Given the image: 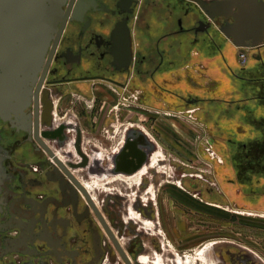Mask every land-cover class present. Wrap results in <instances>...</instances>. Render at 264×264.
I'll list each match as a JSON object with an SVG mask.
<instances>
[{
    "label": "flooded vegetation",
    "instance_id": "1",
    "mask_svg": "<svg viewBox=\"0 0 264 264\" xmlns=\"http://www.w3.org/2000/svg\"><path fill=\"white\" fill-rule=\"evenodd\" d=\"M64 9L72 19L32 87L29 102L20 111H12L7 103L1 105L5 108L0 113V264H188L196 248L201 249L197 260L203 264L209 246L190 242L176 213L162 204L168 198L179 208L187 207L183 181L199 182L203 171L194 174L179 166L174 173L180 180L179 193L172 192V182L153 183L158 174H167L161 171L160 162L165 159L143 129L132 122L119 129L116 122H110L104 129L105 141L100 145L97 140L88 142L78 116L59 118L58 97L73 91L97 101L94 91L101 88H84L83 84L102 82L121 97V110L136 107L142 95L136 86L144 75L154 77L173 65L162 50L158 63L140 54L136 46L140 27L160 26L166 36L162 42L171 37L172 24L182 33L190 22L194 44L219 47L231 41L221 31L224 19L210 18L193 0H67ZM228 22L233 23V18ZM120 24L130 31V58L124 44L122 56L116 55L113 33ZM246 49L257 50L253 59L264 71V42ZM147 61L154 66L144 73ZM180 101L181 108L200 110L196 97ZM141 132L150 140L149 147ZM107 141L118 147L105 145ZM263 148L251 146L252 157L261 155ZM112 157L118 158L125 173L102 177ZM138 175V185H131V193L136 190L133 198L128 191L109 192L112 183ZM97 189L108 193L101 198ZM191 191L199 199L204 192L214 197L221 186L197 183L191 184ZM218 264L258 263L246 257L238 262L229 250Z\"/></svg>",
    "mask_w": 264,
    "mask_h": 264
},
{
    "label": "rangeland",
    "instance_id": "2",
    "mask_svg": "<svg viewBox=\"0 0 264 264\" xmlns=\"http://www.w3.org/2000/svg\"><path fill=\"white\" fill-rule=\"evenodd\" d=\"M134 23H136V13ZM62 36L63 32L61 38ZM256 51V49L238 48L232 56V63L237 65L239 52L246 53L247 58L254 61V56L258 55ZM261 54L264 57V52ZM194 56H196L195 53ZM185 70L193 74L194 77H201L206 88L214 86L213 79L206 74L204 64L193 63ZM224 73H221L222 87L224 89L231 87L239 91L240 83L228 72ZM83 85L84 88H101V90L94 91L97 101L86 99L69 91L64 96L58 97V116L60 119L78 116L84 124V136L88 142L97 140L96 143L100 145V141H105L104 136L107 134L104 129L110 127V122H116L119 129L123 124L126 126V123L132 122L140 129L150 131L156 137L159 143V145L156 144L157 151L163 154L161 158L165 159L164 162H160L161 168H163L161 171H165L167 174H158L153 183L169 184L172 182V192L179 193V190L182 191L178 187L180 180L174 176L179 166L194 174H201L200 171H203V180L199 182L192 179L183 181L188 190V192L182 191L183 200L187 201V207L179 208L173 202H168V198H164L166 201L163 199L162 203L164 209L167 205L174 214L176 213L174 215L176 221L187 231V238L190 242L193 240L195 245L203 242V248L209 246L206 249L203 264H218L219 257L229 250L235 252L238 262L241 258L246 257L258 264H264V174L251 176L241 170L240 167H243L244 163L251 161H246L245 155H222L216 146L209 145V142L212 143V138L204 124L196 116L199 111L193 112L197 106H189V112L169 109L164 111L157 108L150 109L136 103V107L131 106L121 110L119 107L122 102L121 97L102 82H96L93 86L92 84ZM168 113L187 122V124L183 122L188 126L187 130L182 128L186 132L188 131L186 133L188 136L177 134L174 130L160 125L159 121L164 116L168 117L166 116ZM104 144L112 146L113 149L118 147L109 141ZM100 147L104 150L107 149L105 146ZM222 148L224 149L225 145H222ZM260 163L264 166V160ZM257 166L256 163H252L248 167L256 169ZM152 173L148 177H151ZM168 175H172L174 179H170ZM146 181L152 182L147 177ZM197 183L219 184L221 186L220 194L217 195L216 192L214 197H211L207 192H204L199 199L194 196L196 192L191 191V184ZM136 185L138 184L133 186ZM131 187L124 182H116L111 184L109 192L117 194L120 193V190L126 191V193L128 191L131 194L129 197L133 198L136 190L131 193ZM107 191L97 189L101 198L108 193ZM200 250L196 248V253H190L188 264L200 263L197 260Z\"/></svg>",
    "mask_w": 264,
    "mask_h": 264
},
{
    "label": "crops",
    "instance_id": "3",
    "mask_svg": "<svg viewBox=\"0 0 264 264\" xmlns=\"http://www.w3.org/2000/svg\"><path fill=\"white\" fill-rule=\"evenodd\" d=\"M190 27L191 23L188 22L186 31L179 33L172 24L169 28L171 37L162 42L160 40L165 32L158 25L150 23V26H142L137 31L136 46L142 56L154 57L158 63L159 50H162L173 63L171 67L158 71L154 77L144 75L143 81L136 86L142 92L139 105L164 111H189V106L180 107L181 97H196L200 107L196 116L211 136L213 146L222 155H244L241 153L242 144L264 146V71L260 70L256 61L248 58L242 61L241 52L235 66L231 59L239 47L232 41L226 40L219 47L202 42L194 44ZM159 42L161 46L158 47ZM196 52L198 56H194ZM193 63L205 65L206 74L213 79L212 88H206L201 77H194L183 68ZM153 66L147 61L144 73L152 70ZM225 71L240 83L239 91L222 87L221 73ZM254 77H258L261 82H257ZM166 116L159 121L161 126L177 134L187 135L185 120L171 113ZM145 132L159 145L150 131ZM222 145H225L224 149ZM263 151L264 148L261 155H264Z\"/></svg>",
    "mask_w": 264,
    "mask_h": 264
},
{
    "label": "water",
    "instance_id": "4",
    "mask_svg": "<svg viewBox=\"0 0 264 264\" xmlns=\"http://www.w3.org/2000/svg\"><path fill=\"white\" fill-rule=\"evenodd\" d=\"M193 1L210 18L224 19L221 31L236 47L254 49L264 42L263 0ZM66 3L67 0H0V113L5 108L1 105L6 103L12 111H20L29 102L32 87L49 63L68 19H72L64 9ZM229 18L234 22L229 23ZM124 29L120 24L113 33L116 55L122 56L124 44L130 58V31ZM140 135L149 147L148 137L142 132ZM117 160L110 158L102 177L125 173Z\"/></svg>",
    "mask_w": 264,
    "mask_h": 264
},
{
    "label": "trees",
    "instance_id": "5",
    "mask_svg": "<svg viewBox=\"0 0 264 264\" xmlns=\"http://www.w3.org/2000/svg\"><path fill=\"white\" fill-rule=\"evenodd\" d=\"M255 145H259L260 147H264L262 146L261 144H255ZM251 146L253 145H247V144H242L241 145V153L243 154L244 153V158L247 160H251L250 162L248 163H244L243 164V167L241 166V170H244V172H247L248 174H250L251 176H260V175H263L264 173V166L261 165V161L264 160V156L263 155H259L258 157H252L251 153H250V149H251ZM240 156V155H239ZM252 163H256L258 166L256 169H249V165H251Z\"/></svg>",
    "mask_w": 264,
    "mask_h": 264
},
{
    "label": "bare ground",
    "instance_id": "6",
    "mask_svg": "<svg viewBox=\"0 0 264 264\" xmlns=\"http://www.w3.org/2000/svg\"><path fill=\"white\" fill-rule=\"evenodd\" d=\"M140 174H141V173H140ZM140 180H141V175H138V176H136L135 178H132V179L126 180V181H124V182H125L126 184H128V185H134V184L139 183ZM86 186H87V187H90V188L93 187L92 185H89V184H87V183H86Z\"/></svg>",
    "mask_w": 264,
    "mask_h": 264
},
{
    "label": "built area",
    "instance_id": "7",
    "mask_svg": "<svg viewBox=\"0 0 264 264\" xmlns=\"http://www.w3.org/2000/svg\"><path fill=\"white\" fill-rule=\"evenodd\" d=\"M240 58H241L242 61L246 60L247 54L246 53H241L240 54Z\"/></svg>",
    "mask_w": 264,
    "mask_h": 264
}]
</instances>
